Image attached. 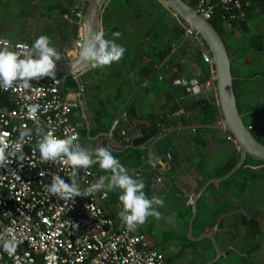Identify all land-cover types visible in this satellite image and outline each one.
Masks as SVG:
<instances>
[{
  "label": "crops",
  "instance_id": "obj_1",
  "mask_svg": "<svg viewBox=\"0 0 264 264\" xmlns=\"http://www.w3.org/2000/svg\"><path fill=\"white\" fill-rule=\"evenodd\" d=\"M157 2L154 6L152 0L106 2L101 15L102 31L106 38L123 45L126 52L119 61L99 68L97 76H91L92 68L80 75L82 92L75 82L76 87L68 88L64 93L73 110L77 109L72 118H75L73 121L77 124L83 147L121 149L140 126L149 125L154 118L167 113L171 105L178 103L175 99L168 105L165 94H144L152 76L163 77L172 72L176 74L174 79L195 78L200 81L207 74L206 79L212 77V67L201 58V46L196 48L199 44L185 36L182 22ZM76 3L83 6L85 15L87 0H0V40L31 46L36 37L47 34L60 55L59 61L69 60L75 56L74 40L78 32L73 16ZM162 8L170 13L168 22L171 24L168 28V22H165L163 27L171 51L155 66L153 73L146 76L141 68L151 60L147 48L151 43V29L155 26L150 12L157 13ZM244 12L243 20L223 22V28L224 35H232L236 43L244 42L242 48L238 47L231 55L235 58L232 64V73L237 80L235 95L242 113L246 114L245 123L255 129L254 134H258L264 129V114L259 115L262 112L259 111L260 101L264 100V6L252 1L244 7ZM116 31L122 34L119 38L112 35ZM119 91L123 94L122 99H117ZM188 96L203 100V104L214 102L213 94L206 90L202 95ZM99 97L109 125L104 133L91 135L90 107ZM179 104V109L170 116L181 117L187 124L169 128L175 132L170 148L175 164L169 153V166L160 165L163 153L154 138L145 146L148 167L128 169L131 173L135 170L141 172L137 179L144 182L146 196L164 200L163 207L155 206L159 218L149 216L141 231L163 255L166 264H264V164L252 165V173L240 175L237 188L233 183L227 185V180L208 185L191 222L193 211L188 200L207 180L225 175H218V172L238 147L224 129L204 127L215 122L201 123L198 109L184 111V104L181 101ZM130 108L136 112L132 119L127 116ZM220 115L219 112V122L223 121ZM223 150L225 153L221 158L205 163V158L212 161ZM155 169L161 171L160 182L155 181L159 174ZM205 176L209 178L203 182ZM118 194L119 190L109 194L102 203L108 215L122 222L118 216L122 207Z\"/></svg>",
  "mask_w": 264,
  "mask_h": 264
},
{
  "label": "built area",
  "instance_id": "obj_2",
  "mask_svg": "<svg viewBox=\"0 0 264 264\" xmlns=\"http://www.w3.org/2000/svg\"><path fill=\"white\" fill-rule=\"evenodd\" d=\"M188 1L204 19L210 21L218 16L225 23L243 20L244 7L252 1L264 6V0ZM73 16L78 29L74 45L79 49L84 40V9L80 3L73 6ZM183 29L186 37L201 46V58L212 67V77L203 82L195 78H176L172 84L185 88L191 96L209 91L218 106L211 58L203 50L199 34L185 24ZM25 45L31 47L23 42L0 40V47H9L21 56ZM30 83V89H24L19 81L7 90L0 89V148H5L7 153L18 146L23 154V161L10 156L0 167V237H5L4 230L11 228L23 241L13 256L0 249V264H166L163 255L141 231L145 222L135 231H128L123 222H117L106 213L102 202L107 200L108 194L62 199L48 192L53 174L70 182L72 169L59 160L55 163L40 160L35 149L39 138L36 128L59 138L75 135L79 143L81 137L72 118L73 107L63 94L62 79L44 77ZM31 106L36 107L35 112L30 111ZM29 129L32 134L22 138L20 132ZM155 170L159 173L155 181L160 182L161 171ZM129 174L134 178L141 176L137 170ZM99 177L89 167L80 169L76 179L83 190Z\"/></svg>",
  "mask_w": 264,
  "mask_h": 264
},
{
  "label": "clouds",
  "instance_id": "obj_3",
  "mask_svg": "<svg viewBox=\"0 0 264 264\" xmlns=\"http://www.w3.org/2000/svg\"><path fill=\"white\" fill-rule=\"evenodd\" d=\"M112 35L119 38L122 34L116 31ZM24 48L25 51L21 56L19 52L9 47H0V89L7 90L17 81L22 82L24 89H30L32 87L30 82L33 80L39 81L44 77L55 80L60 55L52 45L50 37L41 34L34 39L30 48L28 45ZM125 52L123 45L118 44L114 39L106 38L103 31H98L90 33L81 43L77 59L85 67L103 68L119 61ZM30 111L35 112L36 107L31 106ZM31 134L30 129L20 132L22 138ZM36 135L39 138L35 149L38 150L42 162L55 163L59 160L72 169L70 182H66L58 174L52 175L47 189L49 193L62 199H72L76 196H92L96 193L107 196L108 192L119 190L118 199L122 207L118 216L128 231H135L137 226L143 224L149 216L159 218L160 213L155 206L163 207V198L146 196L144 182L129 174V170L113 154L110 147L85 148L75 135L59 138L40 127L36 128ZM10 156L23 161V154L19 152L18 146L7 153L5 148H0V167L6 164ZM97 164L109 174L100 176L82 190L76 179L78 171ZM4 232L5 237H0V249L13 256L23 241L17 238L11 228H6Z\"/></svg>",
  "mask_w": 264,
  "mask_h": 264
},
{
  "label": "trees",
  "instance_id": "obj_4",
  "mask_svg": "<svg viewBox=\"0 0 264 264\" xmlns=\"http://www.w3.org/2000/svg\"><path fill=\"white\" fill-rule=\"evenodd\" d=\"M188 5L192 6V2L188 0H184ZM158 4L157 0H152V5ZM161 11L150 12L152 18L154 17L155 26L151 29V43L148 45L147 51L151 57L150 62L141 68V71L146 75H150L153 73L155 66L162 62L167 55L171 51V44L170 43H160L159 41V32L164 29L163 23H165V19L170 15L167 13L163 8L160 9ZM154 15V16H153ZM212 25L219 31V33L224 35V28H223V21L220 20L218 16L214 19L210 20ZM225 41V40H224ZM226 43V42H225ZM227 45V43H226ZM199 45H196L198 48ZM229 54L230 47L227 45ZM99 68H92L90 71L91 76H97ZM207 74V73H206ZM175 73L172 72L168 74H164L163 77H158L154 75L148 82L147 87L144 89V94H154L160 95L165 94L166 96V103L170 105V102H174L177 99L178 103L171 105V108L166 113H162L160 117L154 118L149 125L140 126L138 132H133L130 140L123 143V147L121 149H113L112 152L115 156H117L121 163L125 165L127 169H136L139 166H143L145 168L148 167L146 160H145V146L153 141L155 138L157 140V147L160 152L163 153L161 156V166H169V152L172 145L173 137L175 132L169 131L171 126H183L186 121L181 117H171L170 113L179 109L180 104L179 102L184 104L183 109L184 111H189L191 109H198V113L200 116L201 123H212L217 122L219 120V108L214 102H207L203 104V100H195L192 97L188 96L185 88L173 85L172 81L175 77ZM208 75V74H207ZM207 75L203 80L206 79ZM62 79V88L63 94L66 92L68 88H75L76 83L72 77L61 78ZM200 80V81H203ZM97 86L95 85L93 88L95 89ZM123 94L121 91L117 94V99H122ZM187 102V103H186ZM237 106L239 112H243V109L240 105ZM92 113L89 115L90 127L89 133L91 135H97L104 133L108 129V120L105 113V109L103 107L101 97L94 101L92 107H90ZM77 110V109H75ZM72 111V116L74 111ZM127 116L132 119L136 116L135 109L130 108L128 110ZM75 120V118L73 117ZM162 127V128H161ZM239 158V151H237L230 159L227 161L226 165L218 172V175L226 174L238 161ZM167 164V165H166ZM261 164L250 157H248L245 163L240 167V169L229 179H227V185L231 184L234 179H238L240 175H243L247 172H251V166ZM92 170L95 173H101L103 175H108L109 173L106 170L100 169L98 164L92 165ZM164 168V167H163ZM167 168V167H166ZM170 168H172L170 166ZM170 170V169H166ZM252 173V172H251ZM209 177L205 176L203 182H205ZM113 192H109L112 194ZM201 216V215H200Z\"/></svg>",
  "mask_w": 264,
  "mask_h": 264
},
{
  "label": "water",
  "instance_id": "obj_5",
  "mask_svg": "<svg viewBox=\"0 0 264 264\" xmlns=\"http://www.w3.org/2000/svg\"><path fill=\"white\" fill-rule=\"evenodd\" d=\"M107 1L87 0L83 20L84 40L90 33L102 31L101 15ZM158 1L161 6L169 10L183 24L199 34L203 50L211 58L214 72L213 77L217 88V102L223 118L222 122L204 125V127L224 129L229 134V138L236 143L239 151V158L236 164L224 176L207 180L199 192L191 199L193 213L190 221L192 222L198 212V201L208 185L219 184L229 179L240 169L248 157L258 163H264V141L254 134V128L245 123L244 117L246 114L239 112L235 95L237 80L232 73V64L235 58L229 54L223 35L218 32L210 21L198 15L184 0ZM78 51L79 49L75 48V56L73 58L57 62L56 77H73L77 83V87L81 88L78 77L90 70L91 67H85L80 64L77 59ZM169 153L172 162L175 164L172 151ZM189 231L191 232V225ZM219 255L220 252L217 250V256Z\"/></svg>",
  "mask_w": 264,
  "mask_h": 264
},
{
  "label": "rangeland",
  "instance_id": "obj_6",
  "mask_svg": "<svg viewBox=\"0 0 264 264\" xmlns=\"http://www.w3.org/2000/svg\"><path fill=\"white\" fill-rule=\"evenodd\" d=\"M146 2V1H145ZM147 7H145L146 9ZM154 16V15H153ZM170 16V15H169ZM168 16V17H169ZM155 17V16H154ZM153 17V18H154ZM166 18L165 19V22H168L170 19L169 18ZM169 23V22H168ZM167 23V27L169 28L170 24ZM224 26V24H223ZM152 35V34H151ZM165 38H166V32H165V29H162L160 32H159V41H161L160 43H166L165 41ZM235 37H233L232 35L230 36H227V35H223V39L225 40V42L227 43V45L230 47V52H231V55L232 53H234L235 50H237V48L239 47V49L242 48L244 42L241 41L240 43H236L235 42ZM257 39V38H256ZM233 48V49H232ZM235 66H237V63L235 64ZM261 105L259 106V111H262L260 112V116H262V114H264V100L262 99L260 101ZM214 134H217V133H214ZM262 141H264V129L261 130V132H259L258 134H256ZM192 140H195L194 139V136L191 137ZM225 153V150L221 151L216 157L212 158V161H210L211 159H209V157L205 158V163H210V162H215L216 160H218L219 158H221V156ZM228 153V152H227ZM228 155V154H227ZM230 159V157H228V160ZM227 160V161H228ZM261 164H264V163H261ZM249 173L251 172H247V174L249 175ZM234 184V186L237 188V179H234V181L232 182Z\"/></svg>",
  "mask_w": 264,
  "mask_h": 264
}]
</instances>
